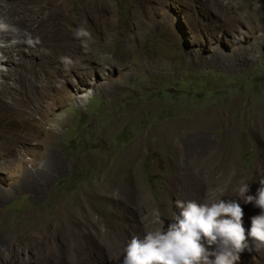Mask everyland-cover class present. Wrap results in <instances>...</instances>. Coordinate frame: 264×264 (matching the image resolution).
<instances>
[{
    "label": "rangeland",
    "instance_id": "obj_1",
    "mask_svg": "<svg viewBox=\"0 0 264 264\" xmlns=\"http://www.w3.org/2000/svg\"><path fill=\"white\" fill-rule=\"evenodd\" d=\"M69 1L92 19L47 39L22 80L3 54L18 39H0V264H122L157 214L166 230L177 200L220 189L247 236L261 210L238 188L264 181V0ZM248 245L237 264H264Z\"/></svg>",
    "mask_w": 264,
    "mask_h": 264
},
{
    "label": "clouds",
    "instance_id": "obj_2",
    "mask_svg": "<svg viewBox=\"0 0 264 264\" xmlns=\"http://www.w3.org/2000/svg\"><path fill=\"white\" fill-rule=\"evenodd\" d=\"M77 36L88 37L89 33L79 30ZM261 185L255 196L246 195L248 183L238 188L239 198L261 210L252 217L247 236L242 207L235 199H222L224 190L220 189L221 197L211 202L177 200L180 216L166 230L157 214L156 221L163 227L147 231L143 237L133 236L124 248L122 264H237L240 254L249 248L248 237L256 250L264 248V181ZM213 245L216 250L209 251Z\"/></svg>",
    "mask_w": 264,
    "mask_h": 264
},
{
    "label": "bare ground",
    "instance_id": "obj_3",
    "mask_svg": "<svg viewBox=\"0 0 264 264\" xmlns=\"http://www.w3.org/2000/svg\"><path fill=\"white\" fill-rule=\"evenodd\" d=\"M24 3L25 0H0V17L10 24V29H0V39L7 42H10L12 39H18V42L15 45L6 46L3 49L4 55H9L13 58L7 64L11 67L7 76L14 81L19 79L22 80V78L25 77V74L32 67L31 59H36L38 56L41 57V55H44L45 43L48 41L47 39L52 38L55 35L58 36V34H60L59 31H61L60 29H63L66 24H70V19H78L81 25H84L85 21L87 22L90 18L92 19L89 7L82 3L70 5L71 2L69 0H47L43 2L42 5L40 4L38 9L31 7L28 15L24 9L30 8L27 7L28 5L25 6ZM96 36L97 35H95V37ZM30 57L31 59H29ZM31 81L32 80H30V82Z\"/></svg>",
    "mask_w": 264,
    "mask_h": 264
}]
</instances>
